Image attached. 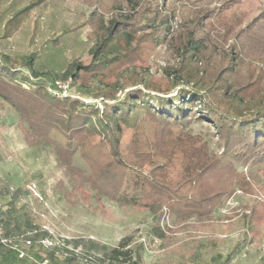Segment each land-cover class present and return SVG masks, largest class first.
<instances>
[{"label": "rangeland", "instance_id": "rangeland-1", "mask_svg": "<svg viewBox=\"0 0 264 264\" xmlns=\"http://www.w3.org/2000/svg\"><path fill=\"white\" fill-rule=\"evenodd\" d=\"M244 1H253L255 5V0ZM32 2L35 4L12 36L3 38L4 26L11 14ZM119 3L116 0H0V58L33 57L36 71L51 77L44 79L47 91L55 77L77 66L78 71L85 66L94 67L91 73L82 71L79 74L84 86L79 83L72 85L69 79L56 81L66 86L65 93H60L58 97L72 96L97 104L109 96H113L112 99L123 98L131 89L144 91L143 87L148 85L173 96L179 89L173 85L174 76H181L185 81L198 77L196 73L203 68L206 71L204 89L215 82L214 92L218 98L222 94L221 83L227 82V79H236L234 83L241 79V85H247L264 66L262 20V30L257 34L250 33L239 41L237 51L242 47L243 62L238 65V74L226 68L231 61L230 51L235 45L234 36L237 33L225 34L221 24L230 25L234 21L233 11L223 16L221 22L208 23L210 45L203 51L202 57L206 66L187 62L182 50L177 52L170 39L157 43L149 41L147 36L139 38L146 28L143 27L146 16L136 11L131 13L136 25L133 27V39L129 41L118 34L116 42L110 40L108 44L120 45L119 53L110 54L115 55L117 61H113L108 68L98 66L93 53L100 42L97 33H101L103 25L106 26L118 12ZM202 3H207V0ZM111 7L116 9L112 11ZM255 9L251 12L246 7L241 8L247 13L246 21L255 15ZM126 11L123 8L122 13ZM118 15L117 19H122ZM177 24L174 28L178 38L185 31ZM16 67L22 70L21 66ZM23 74L28 75L26 71ZM231 90L234 89L230 88L229 92ZM250 91L260 92L255 86ZM99 105L102 107V104ZM149 124L151 122H148L147 129L149 138L158 140L157 134L149 132L152 128ZM146 127L143 124L141 128L144 131ZM24 129L19 115L0 100V206L13 203L10 202L12 195L20 193L21 200L12 209V220L16 219L18 225L15 238L28 237L33 241L34 245L26 252L37 262L47 259L49 264L83 263L69 255L68 249L72 248L102 255L109 264H213L217 260L225 261V264H264V163L239 165L237 172L241 175L238 182L234 181V174L224 173L217 176L220 183L210 175L208 179L181 186L192 197L194 192L203 195L207 189H213L217 193L231 186L230 194L209 215L199 218L193 214L182 222L166 202L156 213H152L148 207L153 197L145 195L141 204L132 208H121L112 202L108 196L116 185L115 176L124 175L119 171L121 169L112 170L113 177L108 174L105 177L104 183L110 184L107 194L95 192L89 182L80 185L76 177L57 161L50 148L29 143ZM123 129L124 134L117 147L119 155L127 166L141 167L140 162L146 172L151 163L145 158L135 160L134 145H130L133 130L128 126ZM184 131L192 136H201L213 155L220 154L221 148L211 125L193 121ZM176 133L171 132L173 136ZM164 141L161 139L160 146ZM92 145L88 144V147ZM164 145L173 159L172 165L164 173L156 172L155 177L159 181L168 179L176 187L180 183V163L185 148L174 142ZM95 151L104 156L90 158L86 163L99 169L112 157V149L107 145L99 146ZM31 185L39 197L32 196L28 190ZM26 204L30 207L28 213L23 210ZM9 219L6 217L4 221L8 223ZM0 237L8 238L2 227ZM49 237L57 243L54 247L44 249L38 245V241ZM127 237L130 239L129 248L121 250L127 255L109 260V251ZM0 256L7 264H36L15 257L1 245Z\"/></svg>", "mask_w": 264, "mask_h": 264}, {"label": "trees", "instance_id": "trees-1", "mask_svg": "<svg viewBox=\"0 0 264 264\" xmlns=\"http://www.w3.org/2000/svg\"><path fill=\"white\" fill-rule=\"evenodd\" d=\"M116 2H120L119 10L106 26L103 25L101 33H97L100 42L93 52L95 64L104 68L117 61L115 55L110 54L120 51V45L108 42H116L118 34L127 37L129 41L133 39V27L136 25L131 13L134 11L146 16L143 19V27L146 28L139 38L147 36L149 41L157 43L170 39L174 49L177 52L182 50L187 62L195 66L199 63L206 66L202 57L203 51L210 45L208 23L221 22L223 16L233 11L234 21L230 25L225 23L221 26L227 35L237 33L234 36L235 45L230 51L231 61L226 66L229 72L235 71L236 74L239 72V63L243 62L240 52L242 47L237 51L239 41L250 33L257 34L263 27L264 0H255V5L253 1L246 3L244 0H207V3H202L203 0ZM34 4L32 2L28 7L11 14L5 23L3 38L12 36ZM244 7L249 11L256 7L255 15L247 21V13L241 10ZM123 8L127 10L125 13H122ZM110 9L114 11L116 8ZM238 9L240 11H236ZM117 15L122 19H117ZM91 17L94 15L91 14ZM176 23L177 27L185 31L178 38L175 37ZM17 65L22 70H18ZM252 69L256 70V67ZM81 70L91 73L94 67L85 66ZM23 71L28 75H24ZM82 71H78L77 66L54 79H69L72 85L79 83L84 86L79 77ZM198 72V77L185 81L181 76H174L173 85L179 89L173 96L160 88L144 85V91L131 89L123 98L112 99L113 96H109L107 98L111 100L103 98L97 104L72 96L58 97L60 93L47 91L44 79L51 77L36 71L33 57L15 59L5 56L0 58V100L10 106L23 121L25 139L31 144L50 148L57 161L76 177L80 185L89 182L92 190L107 194L110 184L104 183L105 177L107 174L112 176V170L121 169L119 171L124 172V175L115 176L116 185L114 188L111 185L113 189L108 198L112 202L121 208L137 207L146 195L147 198H154L148 207L152 213H156L166 202L170 210L184 222L193 214L199 218L209 215L230 194L231 186L217 193L213 189H207L203 195L194 192L193 197L186 194L181 186L208 179L210 175L220 183L217 176L224 173L234 174V181L238 182L241 175L237 172L239 165L264 163V66L255 78L250 79L249 83V80L246 81L247 85H241V79L235 83L236 79H227V82L221 83L222 94L218 98L214 92L215 82L204 89L206 71L203 68ZM253 86L259 88L260 92H251ZM230 88L234 90L229 92ZM132 120L134 125H130ZM193 121L213 127L221 148L218 156L210 152L201 136H192L184 131ZM148 122H151L149 125L152 127L149 132L157 134L158 140L149 138ZM143 124L147 126L144 131L141 128ZM127 126L133 130L130 145H134L135 160L145 158L151 163V168L146 172L142 170L143 164L140 162L141 167L127 166L118 153L117 147L124 134L123 127ZM175 131L177 133L173 136L171 132ZM160 138L165 140L161 146ZM173 142L185 148L180 163V183L176 187L168 179L159 181L155 177L156 172L164 173L172 165L173 159L164 144ZM88 144L94 145L88 147ZM107 145L112 149V157L107 161L105 159L106 163L100 165L99 169L90 163L87 165L90 158L104 156L95 150ZM129 245L128 237L120 241L117 247L109 251V260L126 256L127 253L121 250L129 248ZM2 259L0 264H7L5 258ZM213 264H225V261L217 260Z\"/></svg>", "mask_w": 264, "mask_h": 264}, {"label": "built area", "instance_id": "built-area-1", "mask_svg": "<svg viewBox=\"0 0 264 264\" xmlns=\"http://www.w3.org/2000/svg\"><path fill=\"white\" fill-rule=\"evenodd\" d=\"M66 86L60 83L59 81H55L51 87H48V91L51 93H65ZM28 190L32 194V196L39 197L38 193L33 189L32 185L28 187ZM57 244L52 238H45L38 241V245L43 247L44 249H50ZM0 245L3 248H7L10 253H13L15 257L19 259H28L32 263L36 264H49L47 259H41L37 262L31 255H29L26 249L31 248L34 243L28 237L18 238H4L0 237ZM69 255L76 257L79 259L81 264H109V262L102 255H95L83 252L81 249H68ZM67 256V255H66Z\"/></svg>", "mask_w": 264, "mask_h": 264}, {"label": "crops", "instance_id": "crops-1", "mask_svg": "<svg viewBox=\"0 0 264 264\" xmlns=\"http://www.w3.org/2000/svg\"><path fill=\"white\" fill-rule=\"evenodd\" d=\"M20 198H21L20 193L18 194V192H15V194H13L12 197H11V199H10V202L12 201L13 203H10L6 207H1L0 206V213H2V216H0V227H2L4 229V231L7 234L8 238H15L16 237V234L15 233H16V230L18 228V225H17V220L16 219L13 218V220H12V209H14L13 208V205H16L18 203V200L19 201L21 200ZM28 208H30V207L27 206V204H26L23 207V210L26 213H28V211H27ZM20 211H22V207L20 208ZM7 212L10 215H8ZM6 217H9L10 218L8 223H6L4 221ZM12 234H14V235H12ZM4 236H6V235L4 234Z\"/></svg>", "mask_w": 264, "mask_h": 264}]
</instances>
